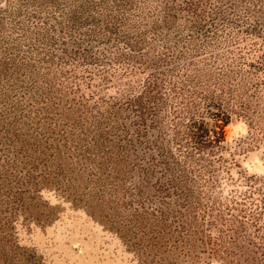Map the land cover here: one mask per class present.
<instances>
[{"label":"rangeland","instance_id":"obj_1","mask_svg":"<svg viewBox=\"0 0 264 264\" xmlns=\"http://www.w3.org/2000/svg\"><path fill=\"white\" fill-rule=\"evenodd\" d=\"M220 2L0 0V264H264V28ZM203 91L231 176L186 203L164 158Z\"/></svg>","mask_w":264,"mask_h":264},{"label":"trees","instance_id":"obj_2","mask_svg":"<svg viewBox=\"0 0 264 264\" xmlns=\"http://www.w3.org/2000/svg\"><path fill=\"white\" fill-rule=\"evenodd\" d=\"M236 2L244 3L245 14L248 20L253 21L252 25L257 28L260 26L264 28V0H236ZM219 4L222 9L225 6H227L226 8H231L230 11H235L238 7V5H235V0H221ZM187 91L189 90L187 89ZM221 99L222 96L214 91L211 93L207 91L197 92L186 98L184 104L187 105L186 109L189 112L190 121L183 125L181 134H176V140L179 142L176 144L181 148L182 158L180 154L177 158H171V161L164 158L167 166H169L167 172L177 170L179 174L178 179L172 180L170 188H174L176 193L179 192L178 199L181 198L186 203H192L189 189H192L195 185L200 191L203 190L205 199L210 200L209 191L206 190L216 181L217 174L221 168L226 170L228 175L231 176L230 167H227V161L224 158V152H226L224 127L231 122L232 112L222 107V104L219 103ZM203 105L220 111L215 114L214 124L207 122L208 118L206 119L204 114L201 113ZM240 179L246 188H249L250 194L258 193L260 208L263 211L264 193L261 190V186L257 185L258 178L244 176ZM226 203L229 205H219L222 211H225L222 207L232 210L234 207L239 206L233 195L227 199ZM219 210L212 212L213 214L210 217L213 219L222 218L223 212L221 211L220 213Z\"/></svg>","mask_w":264,"mask_h":264}]
</instances>
